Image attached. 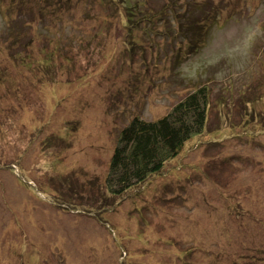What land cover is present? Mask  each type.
<instances>
[{
  "label": "rangeland",
  "instance_id": "1",
  "mask_svg": "<svg viewBox=\"0 0 264 264\" xmlns=\"http://www.w3.org/2000/svg\"><path fill=\"white\" fill-rule=\"evenodd\" d=\"M137 2L129 37L124 0H0V264H264V0ZM202 87L203 132L110 191L122 129Z\"/></svg>",
  "mask_w": 264,
  "mask_h": 264
},
{
  "label": "trees",
  "instance_id": "2",
  "mask_svg": "<svg viewBox=\"0 0 264 264\" xmlns=\"http://www.w3.org/2000/svg\"><path fill=\"white\" fill-rule=\"evenodd\" d=\"M35 1L19 0L25 6ZM124 4L126 12L123 13V18L126 20L128 36L132 37L141 24H149L154 17L150 10L140 9L137 0H124ZM142 5L141 3V8ZM38 9L41 11L43 8L39 6ZM208 18L209 16H205V21ZM206 30L207 26L204 28L202 24L189 19L184 35L193 33V43H197V36H202ZM207 101V90L202 87L187 95L168 115L158 120L132 119L119 133L110 157L106 180L108 189L123 193L144 182L149 176L159 173L167 161L180 153L188 140L203 132L207 121ZM115 186L118 189L115 190Z\"/></svg>",
  "mask_w": 264,
  "mask_h": 264
},
{
  "label": "bare ground",
  "instance_id": "3",
  "mask_svg": "<svg viewBox=\"0 0 264 264\" xmlns=\"http://www.w3.org/2000/svg\"><path fill=\"white\" fill-rule=\"evenodd\" d=\"M134 118H139V117H134ZM140 119H141V118H140ZM142 120H144V119H142ZM127 126H128V125H127ZM127 126H126V127H127Z\"/></svg>",
  "mask_w": 264,
  "mask_h": 264
}]
</instances>
